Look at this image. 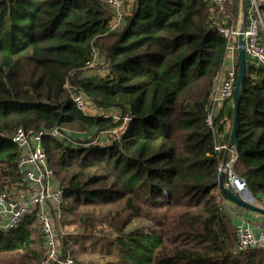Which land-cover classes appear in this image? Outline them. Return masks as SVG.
Returning <instances> with one entry per match:
<instances>
[{"label":"trees","instance_id":"16d2710c","mask_svg":"<svg viewBox=\"0 0 264 264\" xmlns=\"http://www.w3.org/2000/svg\"><path fill=\"white\" fill-rule=\"evenodd\" d=\"M126 4L115 30L108 0H0V191L23 187L16 129L57 128L64 140L42 144L63 191L61 245L75 264H264V250L236 252L235 224L215 195L224 155L204 119L227 39L205 0ZM230 12L236 19L238 0ZM92 50L104 61L87 70ZM250 74L247 65L232 169L264 207V77ZM74 95L91 111H131L120 140L86 147L121 123L82 114ZM233 117L230 104L218 120L231 130ZM134 222L146 231L127 232ZM45 261L36 212L0 231V264Z\"/></svg>","mask_w":264,"mask_h":264},{"label":"built area","instance_id":"2783aa9c","mask_svg":"<svg viewBox=\"0 0 264 264\" xmlns=\"http://www.w3.org/2000/svg\"><path fill=\"white\" fill-rule=\"evenodd\" d=\"M205 1L209 6L211 25L227 39V58L220 69L214 87L208 94L204 122L206 127L214 132L216 138L214 151L224 155L218 168L220 175L223 176L224 186L237 195L243 196L248 189L247 184L244 179L235 175L232 169L238 155L229 144L230 136L228 142L225 140L231 130L226 123L218 120V116L224 106L232 104L238 72L239 33L243 35L242 47L246 54V68L248 65L251 70V79L256 81L264 77V14L259 8L260 0H247L242 32H239L238 16L235 19L230 12L233 0ZM108 5L115 13L111 27L119 30L123 27V16L127 11L125 0H108ZM103 61L104 58L96 50H92L90 59L85 63V68L87 70L97 69ZM73 102L77 109L86 116H102L112 118L115 123H121L119 128L102 131L93 142L85 144L86 147L94 143L106 145V139H110V144L120 140L125 126L133 119L131 111L121 112L117 109H93L91 111L92 107L82 95H74ZM218 124L221 125V130H217ZM45 137L64 140L63 134L57 128L38 130L18 128L10 137L19 150L17 170L23 187L0 191V231L7 232L17 229L27 216L36 212L46 251V261L43 264H75L70 252L61 245L60 238L65 233L56 225L60 216L63 191L48 166L42 144ZM215 195L221 210L225 212L223 201L225 199L222 191H217ZM227 201L230 200L227 199ZM255 201H250V203L261 206L255 204ZM235 237V250L238 253L264 250V229L255 232L243 219L235 225Z\"/></svg>","mask_w":264,"mask_h":264},{"label":"water","instance_id":"95a60500","mask_svg":"<svg viewBox=\"0 0 264 264\" xmlns=\"http://www.w3.org/2000/svg\"><path fill=\"white\" fill-rule=\"evenodd\" d=\"M245 2L246 0H238V31L242 32V24L245 13ZM238 44L240 48L238 49V72L237 80L234 89L232 104L234 110V117L232 122V128L230 133L229 144L235 149L236 144V124H237V109L239 106L240 97L244 88V80L246 77V54L245 50L242 47L244 44L243 35L239 33L238 35ZM223 176L220 175V180L222 181ZM221 191L222 193L237 206L248 210L249 212L264 216V208L261 206H256L250 203V201H255L253 194L247 189L246 193L243 196H239L234 193L232 190L226 188L221 182Z\"/></svg>","mask_w":264,"mask_h":264},{"label":"crops","instance_id":"0c3cea01","mask_svg":"<svg viewBox=\"0 0 264 264\" xmlns=\"http://www.w3.org/2000/svg\"><path fill=\"white\" fill-rule=\"evenodd\" d=\"M98 72H92L90 75H95ZM224 201V210L230 216L232 222L236 225L239 224L243 219L252 227L255 232H258L264 229V216L249 212L246 209H243L237 206L232 201ZM227 215V216H228Z\"/></svg>","mask_w":264,"mask_h":264},{"label":"rangeland","instance_id":"374dc122","mask_svg":"<svg viewBox=\"0 0 264 264\" xmlns=\"http://www.w3.org/2000/svg\"><path fill=\"white\" fill-rule=\"evenodd\" d=\"M134 1L135 0H125V3H127L126 4V6L128 7V10H130L131 9V7L134 5ZM246 2H247V0H246ZM238 16V15H237ZM237 19H238V17H237ZM99 71V70H98ZM98 74H99V72H98ZM100 74L101 75H105V74H107V72L105 71V70H103V71H101L100 72ZM97 79V78H96ZM226 124L228 125V123L226 122ZM229 126V125H228ZM68 140V139H67ZM107 141H106V145H109V140L110 139H106ZM69 141V140H68ZM255 204H257V205H261L260 203H258V202H256L255 201ZM262 206V205H261ZM38 225H39V223H38ZM146 225H144L142 222H134L133 224H131L130 226H129V228L127 229V232H133V231H146ZM71 231V228L69 229V232ZM143 231V232H144ZM63 232L66 234L67 232L65 231V230H63ZM97 236L98 237H100V235L99 234H97Z\"/></svg>","mask_w":264,"mask_h":264}]
</instances>
